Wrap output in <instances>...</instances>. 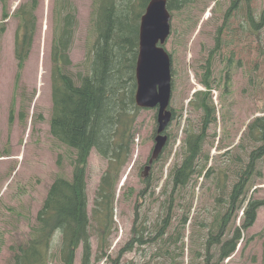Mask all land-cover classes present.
<instances>
[{"label": "rangeland", "instance_id": "obj_1", "mask_svg": "<svg viewBox=\"0 0 264 264\" xmlns=\"http://www.w3.org/2000/svg\"><path fill=\"white\" fill-rule=\"evenodd\" d=\"M25 1L30 0H0V26L5 25L0 35V264H11L13 249L28 239L53 181L58 177L71 179V160L75 156L50 133V49L59 24L58 3L37 0L36 33L18 76L14 35L19 18L14 13ZM235 1L194 0L185 8L169 12L171 33L162 47L171 61L169 109L174 118L164 132L166 145L149 175L141 178L154 145L157 110L137 107L134 113L128 106L129 117L134 119V144L119 174L111 235L100 242L97 225L89 219L90 264H112L117 258L119 264H193L203 260L199 257L206 252L208 233L215 230L218 212L240 174L248 170L250 152L261 145L248 138L245 130L254 118L264 117V28L258 36L250 32L252 22L260 20L264 0H238L230 9ZM72 4L77 25L69 58L70 74L76 79L85 74L96 38L92 22L96 0H72ZM5 12L7 17L3 18ZM218 39L220 45L216 48ZM133 58L136 61V53L135 57L128 53L124 62L131 63ZM208 59L213 80L209 103L213 101L216 120L204 132L195 168V175L199 176L172 192L168 176L182 162L187 133L198 134L202 127L203 111L195 96L198 91H205L200 78ZM130 76L131 69L125 68L120 78L121 91L133 84ZM225 77L227 90L222 92ZM107 166V160L92 149L85 174L89 216ZM208 169L210 177L204 179ZM249 175L252 186L244 199H264V157ZM241 216L240 211L234 223L232 220L227 226V236L239 226ZM166 219L170 223L163 230ZM140 220L143 244L133 242L130 251L122 252L134 236L133 225L138 237ZM259 234L264 235V206L257 211L253 226L242 232L236 251L223 264H264V238ZM59 238L56 235L53 239L48 264H61ZM101 252L103 258L95 263ZM80 255L78 248L74 264H80Z\"/></svg>", "mask_w": 264, "mask_h": 264}, {"label": "trees", "instance_id": "obj_2", "mask_svg": "<svg viewBox=\"0 0 264 264\" xmlns=\"http://www.w3.org/2000/svg\"><path fill=\"white\" fill-rule=\"evenodd\" d=\"M149 1L96 0L92 15L96 38L85 74H80L75 79L70 74L72 63L69 58V49L77 25L76 9L72 0H56L59 24L50 49L53 104L50 133L57 142L74 151L75 156L71 160L72 176L71 179L58 177L50 185L28 239L13 249L11 264H48L56 235L60 237L61 264H74L78 248H81L80 264H90L89 219L97 225L100 242L111 235L114 218L113 204L119 174L121 168L128 162L134 144V119L129 117L127 107L131 106L134 113L138 110L134 103L136 61L133 58V62L126 64L124 59L126 54L132 53L135 57L136 53L137 60L140 18ZM193 1L167 0L166 7L169 12L180 10ZM36 6L37 0L25 1L19 4L14 13V16L19 18L14 35V58L17 62L18 76L32 49L37 28ZM5 17H7L6 12L3 14V18ZM261 28H264V10L259 22H252L250 32L258 36ZM4 30L5 25L1 23L0 35ZM219 45L218 39L215 47L218 48ZM125 68L131 69L130 79L133 84L121 91L120 78L122 79ZM204 69L200 83L205 91H198L195 96L199 99L197 106L203 111L202 127L198 134L187 133L182 162L168 176L172 192L177 188L185 187L194 176H199L195 175L197 173L195 168L201 154L204 132H207L209 126L216 120L213 101L212 104L209 103L213 90L209 59ZM227 82L228 79L225 77L222 92L227 90ZM13 111L12 106L10 121ZM171 114L174 118V113L171 112ZM23 118L21 116V120ZM245 131L248 138L261 145L250 152L248 170L240 174L238 181L229 191L225 206L218 212L215 230L208 233L206 252L199 257L203 260L193 264H223L236 251L242 240V232L253 226L257 211L264 206V199L253 197L247 201L244 199L252 186L249 173L253 170L255 163L264 157V117L254 118ZM92 149L107 160L108 168L100 178L89 216L85 174L88 156ZM204 172L205 169L201 174ZM210 172L211 169H208L203 178L209 179ZM172 202L173 198L170 204ZM240 211L242 216L239 226L227 236V226L232 220L234 223ZM183 219V224L186 225L187 219L185 217ZM133 223H137V219ZM139 223L136 231L138 237L135 236V225H133L134 236L122 252L130 251L133 242L143 244L139 231L143 228V222L140 220ZM169 223L167 219L164 220L162 229L165 230ZM258 236L264 238L263 234ZM103 248L102 245L101 249ZM10 250L12 251V248ZM210 250H215L216 253ZM262 251L264 253V240ZM103 255L104 253L101 252L95 259V263L100 261ZM112 264H119V259H115Z\"/></svg>", "mask_w": 264, "mask_h": 264}, {"label": "water", "instance_id": "obj_3", "mask_svg": "<svg viewBox=\"0 0 264 264\" xmlns=\"http://www.w3.org/2000/svg\"><path fill=\"white\" fill-rule=\"evenodd\" d=\"M166 4V0H150L139 24L134 103L141 109H157L154 145L141 173L143 179L149 175L153 162L165 147L167 137L164 132L172 120L168 109L172 88L171 63L162 47L171 33V16Z\"/></svg>", "mask_w": 264, "mask_h": 264}]
</instances>
